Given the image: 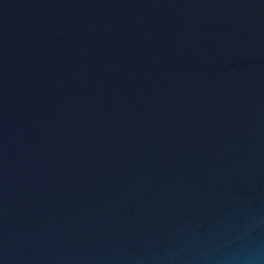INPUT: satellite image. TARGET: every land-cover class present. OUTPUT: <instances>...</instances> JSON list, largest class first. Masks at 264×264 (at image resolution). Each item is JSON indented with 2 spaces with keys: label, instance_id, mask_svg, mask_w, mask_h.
<instances>
[{
  "label": "water",
  "instance_id": "95a60500",
  "mask_svg": "<svg viewBox=\"0 0 264 264\" xmlns=\"http://www.w3.org/2000/svg\"><path fill=\"white\" fill-rule=\"evenodd\" d=\"M0 264H264V0H0Z\"/></svg>",
  "mask_w": 264,
  "mask_h": 264
}]
</instances>
